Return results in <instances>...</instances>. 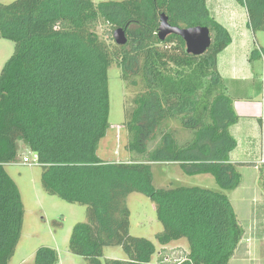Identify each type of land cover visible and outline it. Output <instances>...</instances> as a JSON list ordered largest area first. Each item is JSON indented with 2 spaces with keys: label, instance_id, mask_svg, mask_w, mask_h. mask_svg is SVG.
<instances>
[{
  "label": "trees",
  "instance_id": "trees-1",
  "mask_svg": "<svg viewBox=\"0 0 264 264\" xmlns=\"http://www.w3.org/2000/svg\"><path fill=\"white\" fill-rule=\"evenodd\" d=\"M238 1L253 33L264 32V0ZM162 13L172 25L208 27L209 48L194 55L180 35L161 40ZM101 21L124 28L128 42L111 47L97 33ZM0 37L15 43L0 73V264L14 256L24 224L21 192L6 169L20 140L38 155L49 194L88 206V220L70 238L72 253L88 264H150L158 252L151 239L130 233L126 198L133 192L156 206L163 225L157 244L187 241L189 251L174 264L230 263L245 230L228 194L156 187L152 171L154 163H177L187 175L211 174L222 190L241 182L244 164L230 159L237 146L230 127L240 116L217 62L232 36L207 0H14L0 3ZM262 58L256 46L250 61ZM114 64L127 88L137 90L125 123L129 161L99 155L110 126ZM259 169L264 189V163ZM106 246L122 247L128 258H104ZM58 262L55 249L41 247L32 264Z\"/></svg>",
  "mask_w": 264,
  "mask_h": 264
},
{
  "label": "rangeland",
  "instance_id": "rangeland-1",
  "mask_svg": "<svg viewBox=\"0 0 264 264\" xmlns=\"http://www.w3.org/2000/svg\"><path fill=\"white\" fill-rule=\"evenodd\" d=\"M14 0H0L8 4ZM99 2L101 0H95ZM115 28L106 22L97 27V33L111 47L116 45L114 38ZM128 36V35H127ZM257 44L264 49V32L256 34ZM15 50L13 41L0 37V73L6 61ZM258 72L256 86L264 80V58L253 62ZM260 82V83H259ZM257 89V88H256ZM110 91V126L106 137L102 139L99 155L109 161H129L131 155L127 150L129 141L126 120L133 108V98L137 93L134 88H127L122 77V70L116 64L109 69ZM252 91L249 97L244 98L254 107L259 103L264 110V95L254 98ZM180 128L178 124L174 125ZM20 150L16 161L6 164V169L19 186L24 204V224L20 241L9 264H32L37 250L41 247L55 249L59 255L57 264H88L87 261L70 250V238L74 226L88 220V206L68 202L58 195L49 194L42 182L43 166L24 163L25 158L32 159L34 154L28 146L20 140ZM254 153L244 156L248 163L241 165L240 185L233 190H222L211 174L187 175L177 163H154L152 171L156 187H171L177 185H195L228 194L231 203L238 215V219L245 230V237L239 244L234 257L229 264H264V189L260 181L259 165L264 155V126L263 134L256 140ZM258 163V166H256ZM256 164V165H255ZM130 210V233L134 236L147 237L157 243L156 234L163 230L159 221L154 202L145 194L133 192L126 198ZM251 249L248 256L247 246ZM189 251L185 239L171 242L168 248L153 255L150 264H161L159 258H164V264H174ZM127 259V254L120 246H106L104 258Z\"/></svg>",
  "mask_w": 264,
  "mask_h": 264
},
{
  "label": "crops",
  "instance_id": "crops-1",
  "mask_svg": "<svg viewBox=\"0 0 264 264\" xmlns=\"http://www.w3.org/2000/svg\"><path fill=\"white\" fill-rule=\"evenodd\" d=\"M207 5L212 15L228 29L232 36L230 45L218 54L217 62L228 95L232 98L234 109L240 116L238 121L230 127L231 134L237 140V146L231 151L230 159L233 163L246 164L248 161L244 156L254 153L251 149L255 147L256 140L263 134L264 126V110L259 103L254 107L250 106V102L241 104L252 91L256 93L254 98L264 95V80L256 86L258 72L250 61L252 51L259 44L249 26L245 5L238 0H207ZM156 245L157 248L166 249L170 243L164 247L157 243ZM185 249L188 252L186 247ZM251 249L248 245L246 249L248 256L252 253Z\"/></svg>",
  "mask_w": 264,
  "mask_h": 264
},
{
  "label": "water",
  "instance_id": "water-1",
  "mask_svg": "<svg viewBox=\"0 0 264 264\" xmlns=\"http://www.w3.org/2000/svg\"><path fill=\"white\" fill-rule=\"evenodd\" d=\"M171 34L180 35L186 43L188 53L194 55L203 54L211 44V35L208 27L194 26L181 27L172 25L165 13L160 16V26L158 36L161 40L166 39ZM114 38L118 45H124L128 42V36L124 28H117L114 32Z\"/></svg>",
  "mask_w": 264,
  "mask_h": 264
},
{
  "label": "built area",
  "instance_id": "built-area-1",
  "mask_svg": "<svg viewBox=\"0 0 264 264\" xmlns=\"http://www.w3.org/2000/svg\"><path fill=\"white\" fill-rule=\"evenodd\" d=\"M31 152H32V151H31ZM33 154H34L33 158H32V159H30V158H25L24 163L29 164V165L40 164V162H39V158H38V155L35 154V153H33ZM260 163H262V164L264 163V156H263V155H262V157H261Z\"/></svg>",
  "mask_w": 264,
  "mask_h": 264
}]
</instances>
